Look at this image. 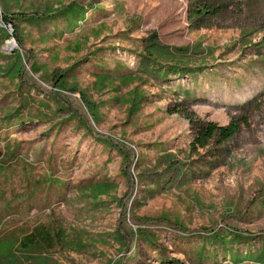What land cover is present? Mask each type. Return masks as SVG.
<instances>
[{
	"label": "rangeland",
	"instance_id": "obj_1",
	"mask_svg": "<svg viewBox=\"0 0 264 264\" xmlns=\"http://www.w3.org/2000/svg\"><path fill=\"white\" fill-rule=\"evenodd\" d=\"M0 264H264V0H0Z\"/></svg>",
	"mask_w": 264,
	"mask_h": 264
},
{
	"label": "trees",
	"instance_id": "obj_2",
	"mask_svg": "<svg viewBox=\"0 0 264 264\" xmlns=\"http://www.w3.org/2000/svg\"><path fill=\"white\" fill-rule=\"evenodd\" d=\"M206 5H200L197 8H195V12L197 14H205L208 12ZM3 18L7 21H10L8 16L5 14ZM189 115V114H188ZM240 129L239 124L236 122V120H232L229 124L224 126H219L216 123L210 122L205 127L201 128L199 131L198 136L195 138V141L199 143L200 145H205L210 138L213 137L216 131H219V134L223 140H227L234 136ZM42 234V230H38V232H32L30 235L26 236L25 240H21L19 242L20 245L24 247L30 246H40L42 245V236L39 238V236ZM45 239H50L49 234H44ZM54 241L57 240L58 237L53 236ZM27 239V240H26Z\"/></svg>",
	"mask_w": 264,
	"mask_h": 264
}]
</instances>
